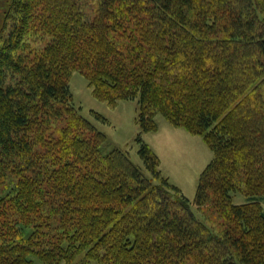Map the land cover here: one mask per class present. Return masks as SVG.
<instances>
[{"label":"trees","instance_id":"1","mask_svg":"<svg viewBox=\"0 0 264 264\" xmlns=\"http://www.w3.org/2000/svg\"><path fill=\"white\" fill-rule=\"evenodd\" d=\"M3 2L0 264H264V0ZM75 71L138 101L145 169L81 114ZM159 114L213 151L193 201L142 137Z\"/></svg>","mask_w":264,"mask_h":264},{"label":"rangeland","instance_id":"2","mask_svg":"<svg viewBox=\"0 0 264 264\" xmlns=\"http://www.w3.org/2000/svg\"><path fill=\"white\" fill-rule=\"evenodd\" d=\"M4 7L3 0H0V29L5 17ZM70 87L74 102L81 114L98 131L106 135L108 151L115 148L126 151L135 164L145 169L137 142L141 132L138 121V101L120 100L116 105H111L107 101L97 98L93 94V89L87 78L77 71L73 72L70 78ZM156 122L159 126L158 130L143 133L142 137L158 156L162 176L169 178L170 182L178 186L186 197L193 201L196 197L200 175L213 159V151L202 136L173 126L163 115H157ZM59 126H64V123ZM145 172L151 176V173ZM11 186L9 178L2 179L0 195L10 192ZM8 201L0 202V207L3 205L7 207ZM233 201L240 204L246 202L247 198L242 193H236ZM262 206L264 209V198ZM194 210L201 219L210 224L215 226L223 224L222 218L215 209L204 208L203 211H200L194 207ZM83 261L85 258L78 255L71 264H81Z\"/></svg>","mask_w":264,"mask_h":264}]
</instances>
